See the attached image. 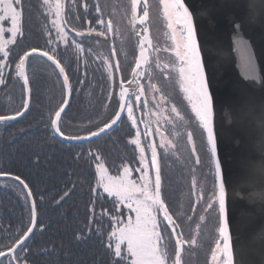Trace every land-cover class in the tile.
Here are the masks:
<instances>
[{"label": "trees", "instance_id": "obj_1", "mask_svg": "<svg viewBox=\"0 0 264 264\" xmlns=\"http://www.w3.org/2000/svg\"><path fill=\"white\" fill-rule=\"evenodd\" d=\"M118 1L113 0L116 8L113 18L117 17L115 21L118 23L113 21L112 38H109L106 23L101 20L110 14L105 9L96 13L95 25L83 19L85 32L82 40L72 35L73 38H68L67 49L60 47L58 41L55 43V54L65 67L72 88L71 101L60 121L61 132L68 136L94 132L117 112L119 81L112 42L121 72L129 73L133 63L132 54H125L120 49L121 43H126L128 37L125 36L126 27H120L121 16L117 12L121 13L123 8L116 5ZM72 5L71 2L66 13L69 23L72 19L74 23ZM22 9L23 35H18L15 43L8 47L4 82L0 83V115L14 114L22 108L25 98L23 82L15 75L20 56L32 48L49 51L42 0H22ZM150 24L155 29L165 27L163 21L154 17L150 19ZM159 49L151 55V69L155 68L153 74L159 73L162 84L167 79L171 80L174 71L173 65L170 68L166 66L169 59H166L164 49L160 46ZM0 60H4L1 53ZM27 63L31 86L30 108L20 120L0 122V172L18 175L30 186L37 202L38 222L29 239L15 252V257H4L0 264H130L126 252H122V257L126 259L115 256V239L110 237L116 220L124 213L118 212L119 203L114 197L108 196L99 187L94 166H97L99 157L113 173H120L125 166L136 169L139 157L137 146L132 143L135 137L132 120L123 115L115 127L95 140L70 143L59 139L50 118L62 107L64 100L62 94L63 100L56 104V99L51 97L52 93H57L52 77H55L53 82L58 78L64 92L60 75L51 62L40 56L29 58ZM8 66L10 70L6 74ZM51 70L55 76L47 72ZM179 100L180 95L174 94L173 101L179 114L187 115L195 122L190 103H179ZM146 153L150 159L149 149ZM179 153L180 156L184 154L182 149L177 148L176 154ZM159 156L162 197L175 220L180 225V218L188 231L196 226L199 233L213 232L216 242L219 239L218 215L211 210L204 211L208 197L212 195L214 169L210 171L204 166L207 164L204 158V165L199 167L202 170L206 168L207 181L202 185L199 181L200 192L193 200L189 194L184 195L182 167L195 161V157L174 162L171 152L161 154L159 151ZM67 191V197L54 204ZM25 196L24 188L16 181L0 180V252L11 248L30 225V205ZM165 227L168 228H165L166 242L171 250L174 249L172 233L167 223ZM183 238L187 241L184 232ZM190 250L197 253L194 264H204L203 257H200L204 255L202 249H193L190 242L184 248L183 257H188Z\"/></svg>", "mask_w": 264, "mask_h": 264}, {"label": "water", "instance_id": "obj_2", "mask_svg": "<svg viewBox=\"0 0 264 264\" xmlns=\"http://www.w3.org/2000/svg\"><path fill=\"white\" fill-rule=\"evenodd\" d=\"M139 1L141 0H136V7L133 10L134 26L137 22H146L148 18L147 15L146 18L143 16V19L137 20ZM142 1L147 4V0ZM183 2L193 17L192 23L201 50L205 81L213 102L217 161L221 164V179L225 183L226 219L229 224L234 260L237 264H264V0H183ZM108 27L111 34L110 22ZM140 44L144 47L142 49L144 57L141 58L142 50H140L137 55L139 67L136 62L132 73L133 78L138 69L144 67L150 59L152 42L149 25L141 37ZM113 55L118 70V80L121 83L120 92L124 89L128 90L122 81L115 50ZM33 56L39 57L38 54H33L29 58ZM42 58L47 60L46 57ZM27 62L26 67H28ZM9 70L10 66L6 74ZM56 70L59 73V69L56 68ZM60 76L63 83V76ZM29 87L31 89L30 85ZM138 88L141 91L140 81ZM64 90L65 98H68L70 103L72 94L65 87ZM127 95L124 98L125 103ZM29 100L31 102V92ZM119 103L117 112L122 114L125 108L121 109V98ZM68 106H64L66 110ZM116 113L112 119L116 117ZM107 132L108 130L105 133ZM55 134L59 139L70 143L97 139V137L65 139L64 137L68 135H60L56 132ZM148 135L151 150L152 147L157 150L150 129ZM86 136H89V133L80 135V137ZM157 159L160 167L159 156ZM94 169L98 177L96 165ZM152 178L154 181L155 170H152ZM1 179L13 180L10 176L0 177ZM16 182L19 184L18 181ZM25 193L27 194V190ZM68 194L69 191H67ZM67 195L56 199L54 204L60 203ZM161 198L163 199L162 192ZM29 205H31L30 201ZM170 214L172 215L171 212ZM170 230L175 243L177 234L182 239L179 225L175 233L171 227ZM182 241L181 253L186 243L183 239ZM20 246L15 242L11 248L3 252L4 255L0 256V260L4 257L14 258ZM175 259L176 256L174 261Z\"/></svg>", "mask_w": 264, "mask_h": 264}, {"label": "snow or ice", "instance_id": "obj_3", "mask_svg": "<svg viewBox=\"0 0 264 264\" xmlns=\"http://www.w3.org/2000/svg\"><path fill=\"white\" fill-rule=\"evenodd\" d=\"M47 3V0H45ZM56 20L52 21L53 26L57 30V35L61 40H66V33L60 26L61 5L59 0L55 4ZM136 7V0H133V10ZM166 14L174 18V24L179 26V37L177 42V32L174 28L173 41L176 43V55L181 62L179 73L183 83L187 99L191 103V110L195 114L196 131L199 133V148L197 147V139L194 132H188L187 143L191 146V155L195 157L196 165H204V158L207 164L204 165L210 171L214 169L213 175V189L212 195L208 197L207 207L204 211L211 210L218 215V233L219 239L215 242L213 249L212 260L213 264H237L234 260L233 247L231 244V237L229 234V224L226 219V197H225V183L221 179V164L217 161V136L214 131L213 123V102L209 95L208 85L205 81L204 68L201 63V50L197 43V35L193 28V17L185 6L183 0H171L165 5ZM0 21L10 19L12 28L9 31L12 34L10 40H3L0 42V53L3 54L4 60H0V83L4 82V69L6 61L9 57L8 44L15 43V38L22 35L21 32V17H22V0H0ZM148 15L145 9L144 17ZM143 19V18H142ZM172 25H170L171 27ZM4 28L0 27V37L4 34ZM82 33H77V36H82ZM143 43V41H142ZM79 47V46H78ZM56 49L51 52L42 51L37 48H32L30 51L24 52L20 56L18 63H16L15 75L23 82V89L25 98L23 100L22 108L15 111L12 115H0V122L7 123L15 121L22 117L30 108V81L27 74L26 62L27 59L33 55L38 54L40 57H46L47 61H51L57 69L59 74L63 76V86L69 92L72 88L69 84V76L66 74L65 67L57 59ZM144 57L143 50L141 51V58ZM139 67V61H137ZM128 90L124 89L120 93L121 109L127 108L128 119L132 120L133 125L136 124L133 118V108L131 104H126L124 98ZM139 99V97H137ZM63 105H69V99L63 100ZM60 107L55 111L54 117L50 118L52 128L57 134L63 135L60 129V120L62 113L65 112V107ZM175 110V109H173ZM123 119L121 112L116 113V117L105 123L103 127L98 128L95 132H90L89 136H65V139H90L91 137H98L107 130H110L118 120ZM133 144L141 152L140 164L141 167L137 169L141 173L138 180H132L130 170L125 167L123 174L118 177L106 175V170L102 164H97V172L100 174L99 187L108 196H115L119 203L125 204L126 207L135 213V220L131 217L124 223L123 226L116 228L110 233V237L115 239V256L122 257L121 245L126 243L127 253L131 256L130 264H166V251L163 250V238L161 234L160 224L162 221L158 217L162 216L163 221L167 222V226L173 229L175 233L178 224L173 216L170 214L169 207L166 206L165 201L161 198V170L157 159V150L152 147L151 163L144 158V149L139 147V140H133ZM99 159V157H97ZM150 167L155 170V179L152 180L150 176ZM11 177L13 180L23 185L27 190L25 199L31 202L30 215L31 226L23 233V236L16 241L17 245H23L30 234L34 232L37 224V202L33 198L34 194L26 181L11 173L0 172V177ZM67 195V193H65ZM199 202V198H198ZM115 219V218H114ZM203 220L204 217L201 216ZM117 223H122L117 220ZM183 241L177 234L176 240V259L173 264H181L180 248ZM111 247V245H109ZM4 253L0 252V256Z\"/></svg>", "mask_w": 264, "mask_h": 264}, {"label": "flooded vegetation", "instance_id": "obj_4", "mask_svg": "<svg viewBox=\"0 0 264 264\" xmlns=\"http://www.w3.org/2000/svg\"><path fill=\"white\" fill-rule=\"evenodd\" d=\"M151 1L152 0H147L148 5L144 4L142 0L138 2L139 5H138L137 20L142 19L146 8L148 9V18L146 22H142V23L137 22L136 26H134V20H133L132 0H120L116 2V5L118 6L122 5L121 7L123 8V11L121 13L118 11L117 13L119 14V16H121L120 27L123 28L126 27L127 31L125 32V36L128 37L126 43H121L122 48L120 49H122V51L125 54L128 52L132 54V59H133V63L131 64V66L129 65L130 72L127 74L121 72L122 81L125 83V86H127L128 88L126 104L132 105L133 118L136 121V124L134 125L135 126L134 135L135 137L139 135L140 138H142L141 140L146 148V151L147 149H149L150 162H151V147L149 146V135H148L149 129L151 130V133L154 136L155 145L157 146L158 156H159V151H161V154H163L164 151H167L173 153L174 162L186 161L192 156L190 153L191 146L188 145L187 143V134L188 132L195 133L197 139V147H198L199 133L196 131V123L193 122L191 118L187 115L181 116V113L179 114V111H177L176 109L178 107L176 106V104H174L173 101L174 94H178L180 95L179 103H190L187 99V93H185L184 89H182L181 92L180 90L176 89L172 80L170 81L169 79H167L161 84L159 80L160 79L159 73L155 72L153 74V69L155 68L151 69L152 67L151 55L154 51L159 49L156 42L161 39L160 33H156V32L154 33L153 30H155V28H153V26L150 24V19L153 17L151 14V5H152ZM71 2L73 4L72 6L74 7L73 9L74 23H73V19L71 20L72 22L69 23L68 18H66L67 8L68 6H70ZM59 3L61 5V17L59 22L64 32L66 33L67 40H69L68 38L72 37V35L77 36L78 32L84 34L85 30L82 28L83 19L86 18V21L91 23L92 20L94 19L97 20L96 13H98L99 11L103 12L105 9H107V11H109L110 14H107V16L103 17V19L101 20L104 21V23H106L108 32H109L108 22H110L113 27V22L111 21V17H110V16L114 17V11L116 12L115 6L113 5V0H59ZM55 4H56V0H47V3L45 2V0H42L44 29L47 30V36L49 37L46 39L49 43V52L55 49V43L58 41L56 40V38L52 40L51 37L53 33H56V28L52 24V21L56 20V11L54 7ZM63 6L65 7V11ZM122 13H124V15H122ZM127 16H129L130 18V20L128 21H127L128 19ZM147 25H149L150 27V36L152 42L151 44L152 50H150L149 52L150 59L149 62H147V64L144 67L138 69L135 78H133L132 73H133V68L137 62L138 52L144 48L140 44V41H141V37L144 35V31ZM121 34H123V32ZM81 37L82 36H78V38L82 40ZM112 37H113V32L111 35L109 33V38ZM111 46L113 51L115 50L116 52V49L114 48V42H112ZM132 52H135V55ZM172 65L173 64L167 66V68H170ZM168 72L169 71H167V73ZM117 75H118V70H117ZM139 81H140L141 91L138 88ZM163 84H166V87H163ZM175 85L178 84L175 83ZM120 90H121V83L119 81V86L117 88L118 103L120 101V93H121ZM64 93L65 90L63 92V95ZM183 94L185 95V98L182 97ZM137 97H139V99H137ZM64 99H65V95H64ZM122 114L127 115L126 107ZM177 148L182 149V152H184L182 156H180V153L176 154ZM160 159L161 156H159V162ZM186 245L187 244H185V246ZM174 249L176 250L175 243H174Z\"/></svg>", "mask_w": 264, "mask_h": 264}, {"label": "rangeland", "instance_id": "obj_5", "mask_svg": "<svg viewBox=\"0 0 264 264\" xmlns=\"http://www.w3.org/2000/svg\"><path fill=\"white\" fill-rule=\"evenodd\" d=\"M170 2H171V0H152L151 1V3H152V5H151V14H152V16L154 18H156V19H160L161 22L163 21V25L165 26L164 29L158 28V29L153 30V32L157 33L159 31V33H160L161 39L159 41H157L156 44L158 45V47L159 46L163 47V49L165 51V57H166V59H169L168 63L170 64V61H171V64H173L172 68H173L174 73H172L173 76H172L171 80H172L174 86L176 87V89L180 90V92H181V90L184 89L183 88V83L184 82L181 80L180 73H179V68L181 67V62H180L179 58L176 55V43L173 41V31H174V28H175V30L177 32V42H178L179 26L174 24V18H172L169 15H167L166 11H165L166 3H170ZM0 15H3V13H0ZM122 15H124V13H122ZM127 17H128L127 21L130 20L129 16H127ZM116 18L114 19L111 16V21L112 22L115 21ZM115 22L118 23V21H115ZM95 23H97L95 21V19L92 20L91 23L88 22V24H92V25L93 24L95 25ZM92 25L90 27H92ZM170 25H172V26L170 27ZM60 26H61V24H60ZM0 27H3L4 30H5L3 36L0 37V42H2L3 40H10L12 38V34L9 31V29L12 28V24H11L10 19H5V20L0 21ZM51 37H52V40L54 38H56V40H58V42L60 44V47H63L65 49H67L68 40L67 39L66 40H61L58 37V35H57V30H56V33H53L51 35ZM46 38H49V37L46 36ZM10 45H12V44H8L7 48ZM80 46H82V45H80ZM56 53H57V51H56ZM132 53L135 55V52H132ZM169 64L166 65V66H169ZM34 65L35 64H33V67H34ZM47 72H52L53 75L55 76V73L53 72V70L47 71ZM54 78L55 77H52V84H55L57 93H52L51 97L53 99H56L57 102L56 101L55 102H56V104H58L59 102H61L63 100V95H62L63 91H62L61 84H58L59 83L58 82V78H56V81L53 82ZM174 82L176 84H178V85H175ZM163 87H166V84H163ZM182 97L185 98V95L183 94ZM102 98H103V95H102V97L100 99V102H101ZM125 116L128 118V113ZM137 139L139 140V147L144 149L143 156L148 161V163L150 165L151 162H150V159H149V157H148V155L146 153L147 152L146 148H145V146H144V144H143V142L141 140L142 138H140V136L138 135V136L134 137L133 140H137ZM135 146H137V145L135 144ZM137 150H138L139 163L135 167L136 169H133L132 167L130 168L128 166H125V167H127L130 170L131 176L129 178L132 179V180H138L139 176L141 175V173L139 171H137V169H139L141 167V164H140L141 152L139 151L138 148H137ZM97 164H102L103 167H104V170H106V175L113 176V177H118V176L122 175L123 174V170L125 168V167H123L120 173H113V172L109 171V169H107V166H106L105 162L102 161L101 159H98V163ZM183 166L184 167H182V172H183V175L185 176L184 177V181H183L184 188H185L184 195L185 194L186 195L189 194V196H191V198L193 200H195L196 196L200 192L199 191L200 190L199 181H200L201 185H202V183L204 181H207L206 176H205L206 175V173H205L206 168L202 170L201 167H199L200 165H196L195 164V161L183 164ZM96 168H97V166H96ZM150 176L152 178V169H151V167H150ZM96 177H97V175H96ZM198 177H199V179H198ZM97 180L98 181L100 180V174H98ZM152 180H153V178H152ZM102 191H103V188H102ZM112 197H114V199L117 201L115 196H112ZM118 207H119L118 208V212H121V214H122V212L124 213V215L120 216L117 219L118 221H121L122 223H120V224L115 223L116 225L112 228L111 232H113L116 228L123 226L124 223H127V220L129 219V217H131L133 220H135V213L131 212L126 207L125 204L119 203ZM187 207L188 206L186 205V208ZM158 219L160 221H162V223L160 224V229H161V234H162V238H163L162 247H163V250L166 251V253H167V256L165 258L166 259V264H172L171 261L174 260L175 249L172 248L171 250H169L168 243L166 242L167 241L166 240L167 233L165 232V228H166L165 224L167 222L163 221V217L162 216L158 217ZM179 221H180V225L182 227V231L186 235L187 241L192 244L193 249H202V252L204 253V255L200 256V257H203L202 260L204 261V264H213L212 254H213V249L215 248V241H214L213 232L206 233V234L199 233V231H198L196 226H194L192 228V230L188 231L186 226H185V223L183 221H181L180 218H179ZM177 224L179 225L178 222H177ZM180 225H179V229H180V232H182ZM167 229L168 228H166V230ZM170 232H171V230H170ZM172 237H173V233H172ZM115 242L116 241H114V245H113L114 249H115ZM173 242H174V240H173ZM188 242H187V244H188ZM121 249H122V252H126L127 253L126 243L121 245ZM202 252H201V254H202ZM189 254H190V257H189ZM189 254H188V257H185V256L183 257L182 256L184 258L183 264H194L195 263L196 255H197L196 251L190 250ZM127 255L129 256V259L131 261V256L128 253H127ZM187 258H189L190 262L187 260ZM198 262H200L199 259H198ZM181 263H182V261H181Z\"/></svg>", "mask_w": 264, "mask_h": 264}]
</instances>
